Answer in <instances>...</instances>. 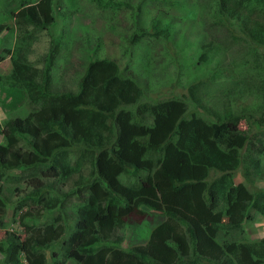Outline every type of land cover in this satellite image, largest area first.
<instances>
[{
	"label": "trees",
	"instance_id": "1",
	"mask_svg": "<svg viewBox=\"0 0 264 264\" xmlns=\"http://www.w3.org/2000/svg\"><path fill=\"white\" fill-rule=\"evenodd\" d=\"M95 1L101 8L122 5ZM211 1L216 24L238 22L251 45L241 58L253 69L239 75L231 73L237 68L232 64L229 73L221 68L211 73L210 80L227 84L219 110L205 106L203 79L189 84L181 96L174 95L176 83L169 79L171 96L145 101L147 92L138 80L125 75L127 68L111 57L87 56L74 89L53 87L52 67L57 52L62 53V36L52 31L55 0L18 4L11 14L15 42L2 40L0 63L9 59L10 71L0 74V86L10 94L23 90L39 108L1 127L0 179L30 189L13 213L15 217L17 210L29 207L19 216L20 222L28 220L22 225L26 230L34 227V214L48 219L61 212L68 196L78 204L56 241L25 245L17 233L6 231L0 239V264H264V236L253 240L244 227L258 218L264 221V188L254 187L257 178H264V0ZM135 7L132 11L140 17L141 5ZM240 9L247 14L241 15ZM254 13L260 22L249 21ZM13 30L0 23V40L3 32ZM41 31L48 34L50 45L39 68L29 62L28 53L37 40L35 32ZM163 33L165 29L135 30L130 44ZM202 49L199 64L208 66L211 43ZM247 55L254 57L253 66ZM246 94L257 100L253 109H233ZM237 173L252 190L235 183ZM55 179L71 187L64 198L53 191ZM141 207L164 220L148 240L125 250L122 230Z\"/></svg>",
	"mask_w": 264,
	"mask_h": 264
},
{
	"label": "rangeland",
	"instance_id": "2",
	"mask_svg": "<svg viewBox=\"0 0 264 264\" xmlns=\"http://www.w3.org/2000/svg\"><path fill=\"white\" fill-rule=\"evenodd\" d=\"M21 1L0 0V23L14 28L12 33L5 31L1 35L0 50L4 44L2 40L15 42L17 30L11 14L17 11ZM37 1L31 0V2ZM113 1H119L122 5L101 8L95 0H55L53 13L56 23L52 31L55 35L60 33V37L62 36L61 47H58L62 53L57 52L52 67L53 87L74 89L83 73L82 64L86 62L87 56L111 57L117 59L120 68H127L126 71L129 73L125 75L138 80L141 88L147 92L145 101L154 103L171 96L168 95L170 89H166L169 79L176 83L175 96L185 93L186 87L192 82L203 79L205 106L219 110L221 103L226 101L224 92L227 84L210 80L211 73L220 68L223 70L221 73H229L228 69L232 64H236L237 68L231 73L241 75L253 71L250 62L244 63L241 58L245 52L247 54L251 51L250 42L238 30L237 21L229 20L228 26L215 23V6L211 5L213 4L211 0ZM137 4L141 5L140 17L137 16L139 15L137 11H132ZM127 5L131 8L129 9ZM238 12L245 15L248 11L240 9ZM249 21L260 22L261 18L254 13L250 15ZM165 25H168L169 29ZM141 29L151 33L165 29L166 33L158 37H142L135 44H130L134 31ZM235 36L239 39L233 38ZM35 37L37 40L30 48L28 60L41 68L49 50L50 38L46 31L35 32ZM207 43L212 45V59L210 58L209 65L205 66L199 64L198 57L202 54V46ZM248 58L253 66L254 57L247 55L246 59ZM262 60L259 62L263 63ZM9 71L10 61L5 59L0 63V74L6 75ZM256 103L254 97L246 94L234 103L232 108L246 107V110L250 111ZM38 108L28 101L23 90L10 94V91L0 86V129L5 121L16 117L24 118L29 112H34ZM201 115L207 118L203 111ZM240 128L246 129L245 122H241ZM3 142L0 134V144ZM86 174L85 169L83 175ZM235 176V183L242 182L253 189L252 185L244 182L240 173ZM75 179L76 176L73 180ZM120 180L125 181L123 176ZM51 181L56 195L63 197L71 190L69 184H61L56 179ZM254 187L263 189L264 178H257ZM27 190L30 189L28 186L26 188L24 183H11L6 178L0 179V205L4 204L3 196L8 198H5L7 205L0 239L4 237L6 231H9L17 233L25 245L56 241L63 232V226L72 222L78 200L73 195L68 196L64 199V209L61 212L56 211L48 219H44L43 214L40 216L34 214L35 218L32 220V223H35L34 227L26 230L22 225L27 224L28 220L20 222L19 216L29 210V207L21 211L17 210L15 217L13 213L14 207L17 206L16 202ZM234 208L237 210V207ZM163 217L145 207L135 210L127 218L126 228L122 230L124 240L121 247L128 250L130 247L142 244L146 238L148 240L151 230L164 220ZM35 219L38 220L35 222ZM263 222L258 218L255 223L244 225L251 239H261L264 236ZM46 255H50V252H46ZM67 264H75V262L69 260Z\"/></svg>",
	"mask_w": 264,
	"mask_h": 264
}]
</instances>
